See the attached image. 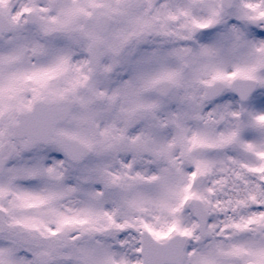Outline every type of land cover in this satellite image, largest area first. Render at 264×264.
Segmentation results:
<instances>
[{
    "label": "snow or ice",
    "instance_id": "obj_1",
    "mask_svg": "<svg viewBox=\"0 0 264 264\" xmlns=\"http://www.w3.org/2000/svg\"><path fill=\"white\" fill-rule=\"evenodd\" d=\"M0 264H264V0H0Z\"/></svg>",
    "mask_w": 264,
    "mask_h": 264
}]
</instances>
